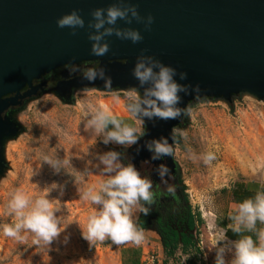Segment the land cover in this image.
Here are the masks:
<instances>
[{"label":"rangeland","instance_id":"1","mask_svg":"<svg viewBox=\"0 0 264 264\" xmlns=\"http://www.w3.org/2000/svg\"><path fill=\"white\" fill-rule=\"evenodd\" d=\"M123 103L98 90L73 94L72 101L65 103L47 90L15 112L14 118L23 131L5 147L0 223L12 222L4 213L12 193L20 189L33 199L48 195L49 200H55L54 205L60 208L57 215L62 216L65 228L48 251L35 246L30 234L23 243L0 234V264H188L194 259L197 264H213L219 221L231 211L233 184L239 180H264V102L236 95L230 103L197 99L189 104L187 120L176 128L184 135L176 136L173 161L179 184L196 216V247L188 252L179 248L172 257L165 254L161 238L151 226L144 229L145 241L139 246L131 242L116 245L109 239L90 246L81 235L93 213V206L80 199L81 192L105 178L87 162L98 163L96 153H124L129 149L95 143L91 133L84 130L86 108L103 106L125 122L135 124ZM188 148L197 155L213 151L216 160L211 165L189 160ZM45 157L67 159L70 165L56 172L44 162ZM121 162L125 164L122 154ZM87 169L92 173L81 181L79 174ZM53 184L57 187L45 191ZM139 216L137 212L133 217L137 224Z\"/></svg>","mask_w":264,"mask_h":264},{"label":"water","instance_id":"2","mask_svg":"<svg viewBox=\"0 0 264 264\" xmlns=\"http://www.w3.org/2000/svg\"><path fill=\"white\" fill-rule=\"evenodd\" d=\"M115 2L0 0V178L6 171L5 147L23 131L14 118L16 113L3 116L4 112L20 100L27 104L47 91V84L33 83L56 69L103 67L113 89H126L137 83L131 70L143 50L144 55L175 68L177 73H186L184 81L177 77L179 83L199 86L198 91L183 96L181 108L188 110L197 99L230 103L236 95L264 102V0H127L141 17H153L150 30L145 31L136 21L130 25L118 21L120 28L139 30L143 40L132 44L113 35L107 38L108 54L93 56L87 38L91 31L87 28L89 13ZM73 9H79L85 21V28L78 29L76 35L56 24ZM67 74L65 71L64 80L51 90L65 103L85 86L102 91L101 81L89 85L82 73L66 81ZM25 88L29 89L21 94ZM187 116L188 111L176 120L146 123L147 135L138 145L141 151L137 154L138 146H132L126 150L125 160L135 165L139 161L152 163L143 150L144 141L169 136ZM164 161L175 165L173 158L165 157Z\"/></svg>","mask_w":264,"mask_h":264},{"label":"clouds","instance_id":"3","mask_svg":"<svg viewBox=\"0 0 264 264\" xmlns=\"http://www.w3.org/2000/svg\"><path fill=\"white\" fill-rule=\"evenodd\" d=\"M91 19L87 28L88 40L91 42L90 54L103 57L109 52L108 37L115 36L120 40L137 44L143 40L140 31L134 28H120L118 21L131 24L133 21L144 25L149 31L153 17H141L137 7L127 0H116L106 8H97L89 13ZM58 28H68L71 35H76L78 29L85 28V21L79 9H73L56 21ZM73 72L82 71V79L89 85L97 81L102 82V91L108 93L112 99L119 103L124 102V110L135 121V124L125 122L116 115L111 114L103 106L98 108L87 107L83 122L84 130L91 133L95 143L104 146L109 144L131 148L138 146L143 137L147 135L145 124L155 121L176 120L188 110L181 108L183 96L198 91L199 86L179 83L187 78L184 72L177 73L176 69L163 64L152 56L143 54V50L136 57L131 76L137 82L126 89H113L112 79L106 75L103 67L72 68ZM92 91L87 86L77 89L75 94H86ZM122 93V95H121ZM154 126V124H153ZM183 136L176 128L169 136H161L145 140L143 150L149 153L153 162L162 161L165 157L174 158L176 136ZM171 141V143L169 142ZM141 148L136 147L139 154ZM189 160H201L204 165H211L216 160L213 151L197 155L191 148L187 149ZM94 159L87 163L92 169H99V174L105 177L96 186L87 187L81 192L80 199L93 206V213L89 215L86 226L82 229V238L90 246L96 242L111 240L113 244L121 245L131 242L141 245L145 241L144 229L134 222L135 213L147 216L155 202L152 191L153 184L150 179L141 176L140 172L131 164L121 162V153L109 150L96 153ZM56 172L70 165L67 159L44 158ZM156 174L163 179L170 174L168 166L160 163L156 166ZM88 169L80 173V179L89 174ZM92 173V172H91ZM57 185L45 191H51ZM168 191L174 192L172 187ZM48 195L38 196L35 199L24 191L15 190L6 205L5 215L12 218V222L0 223V234L23 243L28 235L32 236L35 246L43 247L46 251L49 246L64 231L65 225L62 216H58L60 208L49 200ZM235 214L229 216L231 224L228 228L236 234L254 232L258 242L251 236H241L237 240H228L226 230L220 229L215 240L213 264H264V228L256 229L257 222L264 225V191H258L253 198H248L234 205ZM67 239V238H66ZM65 239V242H66ZM228 257V258H226ZM207 259V256L204 257ZM185 260L188 257L184 258Z\"/></svg>","mask_w":264,"mask_h":264},{"label":"flooded vegetation","instance_id":"4","mask_svg":"<svg viewBox=\"0 0 264 264\" xmlns=\"http://www.w3.org/2000/svg\"><path fill=\"white\" fill-rule=\"evenodd\" d=\"M82 65H85L82 64ZM80 65V66H82ZM75 66L63 67L60 69L53 70L49 74L44 75L40 80L34 81V86L47 84L44 86L47 90H53L57 84L64 80L62 77L65 71H68L66 81L71 80L76 75L82 73V71L73 72L72 68ZM29 88H25L21 91L24 94ZM10 97V96H9ZM32 97V96H31ZM25 100H20L18 105L11 106L6 110L3 116L9 115L12 112H16ZM122 154V159L125 164L133 165L141 174L142 177L150 179L153 184L152 191L155 196V202L151 206L150 214L144 216L140 214L138 218V225L145 229L151 226L158 233L163 244L165 254L168 257L175 256V252L182 248L183 252H188L189 249L195 248L196 246V227L197 220L194 216L189 203L186 200L185 194L178 181V171L176 165H171L168 162L158 161L156 162H144L139 161L135 165L132 160H128L124 157L126 151ZM126 159V160H125ZM160 163H164L168 166L170 174L161 179L156 174V166ZM140 164V165H139ZM172 187L174 192H169L168 188ZM173 251L172 255H169L166 251Z\"/></svg>","mask_w":264,"mask_h":264},{"label":"crops","instance_id":"5","mask_svg":"<svg viewBox=\"0 0 264 264\" xmlns=\"http://www.w3.org/2000/svg\"><path fill=\"white\" fill-rule=\"evenodd\" d=\"M258 191H264V180H257V179H247V180H239L238 182H235L232 186V202L230 204V212H228V215L221 219L219 221V227L220 229H225L226 233L231 232L233 233L229 228L228 225H230L232 222L229 219V216L232 214H235L234 205L242 202L245 199L253 198L255 194ZM261 228H264V225H261L259 222H257L256 229L259 230ZM234 240H237L241 238V236H251L252 238L257 235L254 232H242L240 234L233 233ZM228 240H230L228 238ZM258 242V239H257Z\"/></svg>","mask_w":264,"mask_h":264},{"label":"trees","instance_id":"6","mask_svg":"<svg viewBox=\"0 0 264 264\" xmlns=\"http://www.w3.org/2000/svg\"><path fill=\"white\" fill-rule=\"evenodd\" d=\"M91 64H93V65H95V63H91ZM226 236H227V238H229L230 240H234L233 239V237H234V234L233 233H231V232H227L226 233ZM253 240H254V242H257V235H255L253 238H252ZM169 255H172L173 254V251H169V250H167L166 251ZM123 264H128V262L127 261H123ZM130 264H138V262H136V263H130ZM188 264H197V262H196V260L194 259V260H192V261H189V263Z\"/></svg>","mask_w":264,"mask_h":264},{"label":"bare ground","instance_id":"7","mask_svg":"<svg viewBox=\"0 0 264 264\" xmlns=\"http://www.w3.org/2000/svg\"><path fill=\"white\" fill-rule=\"evenodd\" d=\"M26 99H29V98H26Z\"/></svg>","mask_w":264,"mask_h":264}]
</instances>
